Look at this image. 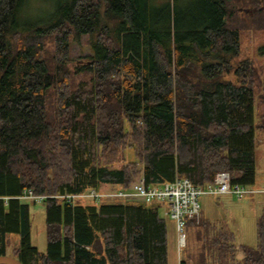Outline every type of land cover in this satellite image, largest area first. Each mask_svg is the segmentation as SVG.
Segmentation results:
<instances>
[{
    "label": "trees",
    "instance_id": "16d2710c",
    "mask_svg": "<svg viewBox=\"0 0 264 264\" xmlns=\"http://www.w3.org/2000/svg\"><path fill=\"white\" fill-rule=\"evenodd\" d=\"M191 20L152 0H61L26 22L29 0H0V256L22 264H168L161 204L76 205L59 196L141 174L158 187L228 172L256 182L253 63L240 33L264 30V0H195ZM244 9H257L250 15ZM182 28V30H181ZM88 37L91 55L70 59ZM234 73L240 85L226 76ZM132 149L135 160L116 167ZM25 190L47 196V251L31 243ZM196 254L180 264H264V210L255 247L201 218ZM187 224V225H188ZM20 244L8 254L9 235ZM187 247V244L185 248ZM184 248V249H185ZM242 252L244 257L239 259Z\"/></svg>",
    "mask_w": 264,
    "mask_h": 264
},
{
    "label": "rangeland",
    "instance_id": "374dc122",
    "mask_svg": "<svg viewBox=\"0 0 264 264\" xmlns=\"http://www.w3.org/2000/svg\"><path fill=\"white\" fill-rule=\"evenodd\" d=\"M61 0H29L25 8L26 22L35 23L47 20L56 9ZM195 0H152L156 12L160 18L164 17L163 11L171 6L181 21L191 20L194 15L196 5ZM246 10H254L252 14ZM251 16L257 9H244ZM182 30V28H181ZM241 55L238 60L247 59L253 63L256 74V85L258 87V102L256 104L255 122L264 124V30H246L240 33ZM92 51L88 44V37H83L79 42H71L70 59L72 61H83L85 57L91 55ZM236 85H240L235 74L226 76ZM256 182L252 186H247L249 191L242 200L234 196H210L205 195L200 198L201 218L208 219L216 223H224L235 234L238 246L255 247L257 244V219L264 209V194H259L260 188H264V129L256 128ZM135 153L132 149H126L122 153V160L116 167H121L126 162L134 161ZM139 174L137 178L140 176ZM121 190L119 185H103L99 192L103 195H115ZM29 206L31 219V243L40 252L47 251V212L44 202H34L23 200ZM124 204L129 203L124 199L111 197L95 200L92 198L77 199L73 204L76 205H101V204ZM160 216L165 220L167 225L168 238V264H179V260H186L187 253L196 254L199 250V242L196 238L198 227L187 225L185 229L187 247L179 252L176 224L170 216L165 214V208L160 207ZM198 225V224H196ZM10 245L8 254L10 255L14 247L19 246L20 238L18 235L10 234ZM242 253V252H241ZM180 256V259H179ZM239 257V256H238ZM243 258V257H242ZM239 258V259H242ZM188 264H194L188 262Z\"/></svg>",
    "mask_w": 264,
    "mask_h": 264
},
{
    "label": "built area",
    "instance_id": "2783aa9c",
    "mask_svg": "<svg viewBox=\"0 0 264 264\" xmlns=\"http://www.w3.org/2000/svg\"><path fill=\"white\" fill-rule=\"evenodd\" d=\"M248 192L247 186L232 184L231 176L228 172H220L212 183L204 187H196L189 179L180 177H176L172 182H166L158 187H153L148 186L143 176L140 175L129 189H121L115 195H103L96 189H90L84 193L68 194L59 197L71 203H74L77 199L92 198L100 200L102 198L117 197L129 203L161 204L165 206V214L175 221L178 249L180 252L187 244L185 229L188 222H195V224L201 222L200 198L202 196L220 197L231 195L238 200H242ZM260 192L264 193V188ZM16 198L44 202L47 196H38L31 190H25L22 196ZM0 200H4L7 203L8 198H0ZM179 262L181 263V260Z\"/></svg>",
    "mask_w": 264,
    "mask_h": 264
},
{
    "label": "water",
    "instance_id": "95a60500",
    "mask_svg": "<svg viewBox=\"0 0 264 264\" xmlns=\"http://www.w3.org/2000/svg\"><path fill=\"white\" fill-rule=\"evenodd\" d=\"M250 14L253 13L254 10H246ZM244 257L242 253L239 254V258ZM0 264H22L19 260L9 257V256H0Z\"/></svg>",
    "mask_w": 264,
    "mask_h": 264
},
{
    "label": "crops",
    "instance_id": "0c3cea01",
    "mask_svg": "<svg viewBox=\"0 0 264 264\" xmlns=\"http://www.w3.org/2000/svg\"><path fill=\"white\" fill-rule=\"evenodd\" d=\"M257 190H262V188H260V189H257ZM259 194H264V193H262V192H259V193H257L256 195H259ZM224 196H229V195H224ZM221 197V196H220ZM138 203H141V202H138ZM161 207H162V205H161ZM164 208H165V206H163ZM264 210V209H263ZM262 210V211H263Z\"/></svg>",
    "mask_w": 264,
    "mask_h": 264
}]
</instances>
